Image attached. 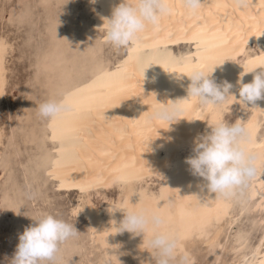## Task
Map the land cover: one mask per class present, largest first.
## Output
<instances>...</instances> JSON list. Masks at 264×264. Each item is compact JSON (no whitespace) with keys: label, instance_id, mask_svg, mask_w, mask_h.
<instances>
[{"label":"bare ground","instance_id":"bare-ground-1","mask_svg":"<svg viewBox=\"0 0 264 264\" xmlns=\"http://www.w3.org/2000/svg\"><path fill=\"white\" fill-rule=\"evenodd\" d=\"M80 1L71 2L75 13L83 8L95 10L87 1ZM98 2V23L107 28V19L121 0ZM169 3L171 14L163 16L159 26H148L138 34L136 42L127 46L120 64L111 69L112 74L109 65L103 66L85 89L70 97L75 102L69 110L68 129L62 141L65 170L61 185L67 190L78 189L73 210L86 212L91 236L106 247L104 255L109 264H155V252L149 243L151 231L139 235L117 233L124 213L113 212V208L158 210L166 219L161 230L176 239L177 264L181 258L192 264L188 245L197 237L207 238L208 246L217 248L216 253L221 255L218 246L232 196L225 198L208 192L204 187L207 182L192 174L185 158L195 155V140L208 134L212 124L222 121L224 107L233 101L246 105V109L252 107L243 124L245 145L254 157L255 172L260 175L264 169V140L257 136L264 100L257 101L255 106L241 102L238 83L241 78L244 83L251 82L264 69V0H249L245 8L235 6L234 0H203L195 14L184 8L183 0ZM88 17L91 16L79 18L81 26L93 24ZM180 43H193L194 47L191 51L190 47L189 51L183 50L185 46L173 50ZM251 44L260 50L248 52ZM6 45L1 37L0 106L9 72L3 59ZM195 69L206 74L213 71L209 78L217 83L227 80L233 84L223 103L204 105L188 97L191 81L187 75ZM173 102L183 109L181 118L170 124L150 118L162 103ZM1 138L0 131V142ZM154 177L159 180L157 191L152 187ZM111 186H117L118 197L108 200L101 211L92 203V194L100 189L107 191ZM249 188L251 197L258 196L254 206L263 208L264 180ZM245 252L239 264H264V231Z\"/></svg>","mask_w":264,"mask_h":264},{"label":"rangeland","instance_id":"rangeland-1","mask_svg":"<svg viewBox=\"0 0 264 264\" xmlns=\"http://www.w3.org/2000/svg\"><path fill=\"white\" fill-rule=\"evenodd\" d=\"M78 1L0 0V39L4 38L7 44L3 59L9 67L0 106V264H10L19 234L44 214H53L73 224L78 232L59 246L54 261L42 264H109L104 255L106 247L91 236L86 212L73 210L78 202V189L67 190L61 185L65 170L62 141L68 129V113L75 102L70 97L85 89L103 66L109 65L111 70L120 64L127 47H113L106 41L104 30L107 28L98 23L101 9L98 0L95 4L83 0L95 12L83 8L75 13L71 2ZM83 15L91 16L88 17L93 22L90 28L81 26L79 18ZM183 44L187 43L174 45L173 50L185 46L183 50L189 51L187 47H190L191 51L194 47L193 43ZM251 45L248 52L260 50L256 44ZM52 99L66 101L70 109L55 118L41 117L38 106ZM251 108L247 110L246 105L233 101L224 107L222 120L230 124L240 120L243 125ZM262 114L257 134L260 140H264ZM262 170L260 175L254 171L247 184L231 198L230 213L223 223L226 229L223 228L218 246L221 255L216 253L217 248L208 246L207 238L197 237L188 245L193 255L192 264H226L233 260L239 264L240 257L264 231V207L254 206L258 196L254 198L249 194L253 183L264 180ZM156 180L154 177L152 181L155 191L159 187ZM109 188L99 190L101 195L108 196H100L97 191L92 194V203L101 211L105 210L108 200L115 201L118 197L117 186ZM178 255L173 264H177Z\"/></svg>","mask_w":264,"mask_h":264},{"label":"clouds","instance_id":"clouds-1","mask_svg":"<svg viewBox=\"0 0 264 264\" xmlns=\"http://www.w3.org/2000/svg\"><path fill=\"white\" fill-rule=\"evenodd\" d=\"M95 2L90 0V3ZM248 2L234 0L235 6L239 8L247 7ZM202 3L203 0H183V6L190 14L197 13ZM171 12L169 0H121L113 9L111 18L107 19L106 41L117 48L127 47L136 42L139 33L148 26H159L161 18ZM211 73L195 69L187 75L191 81L187 87L188 97L196 98L204 105L221 104L227 99L233 84L227 80L217 83L209 78ZM238 83L241 102L255 106L257 101L264 100V69L257 72L251 82L244 83L241 78ZM69 109L70 105L66 101L52 99L38 106V114L43 118H55ZM182 111L175 102L162 103L150 118L170 124L181 118ZM245 136L246 129L239 121L230 124L222 120L211 125L210 133L195 140V155L186 157L185 163L190 166L194 176L207 182L204 187L208 192L225 198L234 196L253 176L254 157L247 150ZM112 211L124 213L117 233L127 231L139 235L151 231L149 243L155 252V264H173L177 242L173 236L161 230L166 219L158 210L113 208ZM34 220L33 225L19 234V242L10 264L54 261L59 246L78 232L73 224L53 214H44ZM186 259L181 258L179 264H186Z\"/></svg>","mask_w":264,"mask_h":264}]
</instances>
